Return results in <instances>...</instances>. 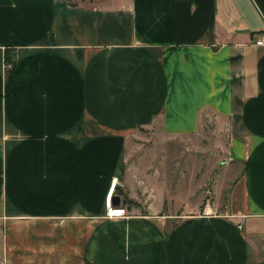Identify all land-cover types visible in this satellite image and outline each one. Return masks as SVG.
Segmentation results:
<instances>
[{
	"label": "crops",
	"instance_id": "obj_1",
	"mask_svg": "<svg viewBox=\"0 0 264 264\" xmlns=\"http://www.w3.org/2000/svg\"><path fill=\"white\" fill-rule=\"evenodd\" d=\"M261 31L264 0H0V264L16 221L101 215L139 130L182 139L209 117L229 195L186 215L156 199L151 264H264Z\"/></svg>",
	"mask_w": 264,
	"mask_h": 264
},
{
	"label": "rangeland",
	"instance_id": "obj_2",
	"mask_svg": "<svg viewBox=\"0 0 264 264\" xmlns=\"http://www.w3.org/2000/svg\"><path fill=\"white\" fill-rule=\"evenodd\" d=\"M150 131L139 130L127 143L125 180L116 185L125 195L117 205L126 210L123 218L107 216L105 193L103 211L93 218L16 221L15 263L151 264L153 230L159 229L151 215L156 199L159 212L173 215L199 212L206 204L224 206L231 178L223 171L225 125L213 117L202 119L200 132L182 139Z\"/></svg>",
	"mask_w": 264,
	"mask_h": 264
},
{
	"label": "built area",
	"instance_id": "obj_3",
	"mask_svg": "<svg viewBox=\"0 0 264 264\" xmlns=\"http://www.w3.org/2000/svg\"><path fill=\"white\" fill-rule=\"evenodd\" d=\"M254 44L257 46L264 47V31H261L260 33L257 34ZM116 185H117V180L113 179L110 183V189L108 191L107 199H106V214L109 218L112 219H120L126 215L125 209L110 204L111 197L112 194L114 193Z\"/></svg>",
	"mask_w": 264,
	"mask_h": 264
},
{
	"label": "trees",
	"instance_id": "obj_4",
	"mask_svg": "<svg viewBox=\"0 0 264 264\" xmlns=\"http://www.w3.org/2000/svg\"><path fill=\"white\" fill-rule=\"evenodd\" d=\"M263 62H264V56L261 59L260 63L262 64ZM5 65H6L7 70L12 69V67L14 66V61H13L12 56L10 54H6Z\"/></svg>",
	"mask_w": 264,
	"mask_h": 264
},
{
	"label": "water",
	"instance_id": "obj_5",
	"mask_svg": "<svg viewBox=\"0 0 264 264\" xmlns=\"http://www.w3.org/2000/svg\"><path fill=\"white\" fill-rule=\"evenodd\" d=\"M112 205H113V206H115V204H114V203H112Z\"/></svg>",
	"mask_w": 264,
	"mask_h": 264
},
{
	"label": "bare ground",
	"instance_id": "obj_6",
	"mask_svg": "<svg viewBox=\"0 0 264 264\" xmlns=\"http://www.w3.org/2000/svg\"><path fill=\"white\" fill-rule=\"evenodd\" d=\"M106 199H107V197H106ZM110 204H111V202H110Z\"/></svg>",
	"mask_w": 264,
	"mask_h": 264
}]
</instances>
